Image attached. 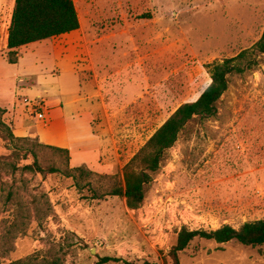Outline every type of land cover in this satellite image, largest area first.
<instances>
[{"label":"rangeland","instance_id":"obj_1","mask_svg":"<svg viewBox=\"0 0 264 264\" xmlns=\"http://www.w3.org/2000/svg\"><path fill=\"white\" fill-rule=\"evenodd\" d=\"M73 1L80 30L53 43L93 66L85 73L100 93L99 144L82 166L95 174H76L80 189L63 155L41 149L38 138L16 143L0 133V260L169 264L184 226L210 231L264 220V55L258 67L231 77L215 117L187 126L138 209L121 196L93 198L124 184L125 166L153 134L199 99L212 82L209 65L260 40L264 0ZM13 4L3 3L8 19ZM1 81L11 92L13 82ZM21 94L41 96L28 88ZM34 154L46 171L61 172L24 171ZM180 262L264 264V246L196 240Z\"/></svg>","mask_w":264,"mask_h":264},{"label":"trees","instance_id":"obj_2","mask_svg":"<svg viewBox=\"0 0 264 264\" xmlns=\"http://www.w3.org/2000/svg\"><path fill=\"white\" fill-rule=\"evenodd\" d=\"M80 19L73 0H15L11 24L8 34V61L18 62V49L31 43L48 40L80 29ZM264 55V32L260 40L249 49L238 55L213 63L208 66L212 82L195 102L181 105L166 122L153 134L141 150L132 158L124 169V184L115 182L110 190L101 196H121L126 199L130 209H138L145 201L148 188L154 175L160 170L166 160L168 151L175 146L187 126L194 120H206L218 114L217 104L228 91L230 79L234 75H243L260 65ZM6 111L0 106V133L5 140L11 142H28L30 138H17L11 127L4 121ZM41 149L51 150L63 155L69 166L71 157L67 149L42 144ZM32 153L34 151H31ZM34 163L24 167L26 172L55 174L61 172L52 166L45 170L40 164L39 157L34 154ZM69 177L79 174L90 177L95 173L84 166L69 169ZM116 180V176H104ZM77 186L81 184L76 179ZM196 240L214 241L217 244L237 242L244 247L261 248L264 246V220L247 222L240 228L223 225L216 230H190L184 226L179 232L176 245L169 253V264H181L180 255ZM115 259L105 258L98 264H107ZM117 262V260H115ZM0 264H4L0 260ZM9 264H63L58 258L34 262L31 258L20 259ZM125 264H135L126 262ZM145 264H150L146 262Z\"/></svg>","mask_w":264,"mask_h":264},{"label":"crops","instance_id":"obj_3","mask_svg":"<svg viewBox=\"0 0 264 264\" xmlns=\"http://www.w3.org/2000/svg\"><path fill=\"white\" fill-rule=\"evenodd\" d=\"M3 3L5 0H0V60L4 62L0 63V80L13 82L11 92L0 82L4 121L17 138L34 137L45 145L69 150L74 168L92 163L94 148L99 144L94 125L100 107L95 99L100 93L85 72L93 66L79 64L68 50L58 49L53 43L58 37L19 48L18 62L9 63L7 45L12 15L8 19ZM14 7L15 0L12 13ZM79 19L82 24L80 16ZM27 88L41 96L22 97ZM26 99L31 103L27 104ZM41 101L45 105L35 107ZM40 113L45 115L43 120L38 117Z\"/></svg>","mask_w":264,"mask_h":264},{"label":"built area","instance_id":"obj_4","mask_svg":"<svg viewBox=\"0 0 264 264\" xmlns=\"http://www.w3.org/2000/svg\"><path fill=\"white\" fill-rule=\"evenodd\" d=\"M25 102H26L27 104H28V103H31L28 99H26ZM34 105H35V107L40 108V107H43L45 104H44L43 101H41V102H37V103H35ZM38 117H39V119L43 120V119L45 118V115H44L43 113H40V114L38 115Z\"/></svg>","mask_w":264,"mask_h":264}]
</instances>
